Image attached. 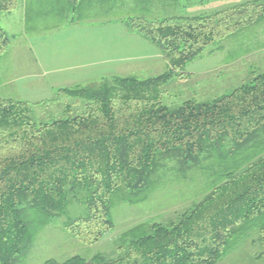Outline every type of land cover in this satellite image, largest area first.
<instances>
[{
  "label": "trees",
  "instance_id": "16d2710c",
  "mask_svg": "<svg viewBox=\"0 0 264 264\" xmlns=\"http://www.w3.org/2000/svg\"><path fill=\"white\" fill-rule=\"evenodd\" d=\"M125 1L68 3L80 12ZM129 1L137 14L122 20L158 48L166 64L161 73L105 76L94 85L59 87L34 103L0 98V264H13L25 251L30 213L41 226L74 202L84 212L67 216L63 228L77 241L95 242L113 225L114 199L145 200L170 161L208 171L199 200L165 222L128 228L115 239L114 256L42 264H215L251 230L264 262V70L211 100L173 107L161 101L164 86L187 75L185 65L207 45L264 21V0L198 13L175 12L180 0H156L162 15L151 12L153 0ZM18 2L0 0V13ZM9 44L0 26V57ZM52 105L61 114L39 119L37 112Z\"/></svg>",
  "mask_w": 264,
  "mask_h": 264
},
{
  "label": "rangeland",
  "instance_id": "374dc122",
  "mask_svg": "<svg viewBox=\"0 0 264 264\" xmlns=\"http://www.w3.org/2000/svg\"><path fill=\"white\" fill-rule=\"evenodd\" d=\"M244 1L180 0L175 12H209ZM188 3L183 11V4ZM148 7L151 12L160 8L156 0ZM134 14L129 0L111 9L94 5L80 12L68 0H19L13 10L0 13V26L11 43L0 57V98L34 103L54 96L55 83L57 87L94 85L105 76L146 78L161 73L166 64L158 48L128 31L122 20ZM23 27L42 29L43 33L38 38H18ZM263 70L264 21L207 45L185 65L187 75L174 76L164 86L161 101L173 107L190 98L211 100ZM60 114L61 107L55 105L37 112L42 120ZM158 177L143 201L131 204L115 198L110 209L113 225L90 244L77 241L62 226L67 216L83 213L84 206L71 203L66 215L41 226L37 213H30L32 236L13 264H42L47 259L60 262L73 255L88 259L95 253L114 256L113 243L122 232L145 220L165 222L174 218L199 200L211 181L204 167H185L175 161L167 162ZM255 235L249 231L215 264H264L256 258L263 248L252 241Z\"/></svg>",
  "mask_w": 264,
  "mask_h": 264
},
{
  "label": "crops",
  "instance_id": "0c3cea01",
  "mask_svg": "<svg viewBox=\"0 0 264 264\" xmlns=\"http://www.w3.org/2000/svg\"><path fill=\"white\" fill-rule=\"evenodd\" d=\"M128 31H130L128 29ZM132 32V31H131ZM43 33L42 29H35V30H29L27 29V27H23L21 29V32H20V35L18 36V38H38L39 36H41ZM12 38H15V37H12ZM11 44V43H10ZM28 49L32 52L33 49H32V46L29 45L28 46ZM36 61H37V58H36ZM36 64H38V62H36ZM55 86H53V88H55V90L59 87H57L56 83L54 84Z\"/></svg>",
  "mask_w": 264,
  "mask_h": 264
}]
</instances>
